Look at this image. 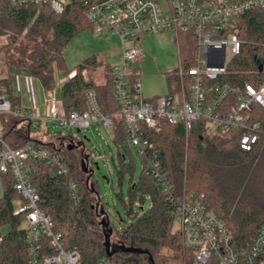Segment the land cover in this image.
<instances>
[{
	"label": "trees",
	"instance_id": "trees-1",
	"mask_svg": "<svg viewBox=\"0 0 264 264\" xmlns=\"http://www.w3.org/2000/svg\"><path fill=\"white\" fill-rule=\"evenodd\" d=\"M85 9L84 3L78 0L71 1L62 14L54 13L48 6H13L0 2V38H7L0 53L4 55L9 73L12 68L23 69L40 81L46 93L54 91L56 74L66 70L63 53L67 44L79 32L96 29L86 20ZM233 31L242 41L241 53L233 58L221 80L238 85L264 86V9L239 16ZM183 36L185 39L181 42ZM178 39L182 62L191 67L196 41L191 34H180ZM100 63L98 55H93L69 72L73 75L59 88L66 112L89 110L86 97L89 90L95 92L103 113L117 112L115 66L106 65L108 82L104 85L96 86L84 79L85 73L99 67ZM11 84L10 76L0 79V85L10 92ZM168 84V93H177V88L173 89L177 85L175 73L169 77ZM2 93L0 89V95L4 96ZM11 97L18 102L13 93ZM235 101L231 98L229 103ZM5 116H0L1 132L4 130L2 137L9 146L55 151L69 167L70 177L53 176L48 165L37 163L31 182L40 195V208L54 222V232L61 235L66 250L80 254L81 264H95L104 256L115 264L187 263L188 251L183 237L174 229L172 204L144 170L134 181V159L127 162L125 155L119 152L118 163L114 162L120 176L126 172L131 174L127 193L116 194L115 201L128 219H121L122 228H117L109 217L81 144L75 145L71 139H67V144L61 137L57 138L59 144L32 140L17 129V124L28 118L12 115L15 121H3ZM254 117L264 124V109L255 108ZM28 129H31L30 122ZM241 135V131L209 133L203 120L188 136L182 126L166 122H161L159 129L146 133L160 152L161 165L176 194L203 196L231 229L238 245L245 244L264 226V146L250 152L243 151L239 147ZM111 137L114 143L129 148L130 136L120 116L114 118ZM1 176L5 190L0 198V264H27L26 235L21 228L23 219L13 214L14 180L9 173ZM70 179L77 184V200L71 196ZM146 193L151 200L147 209ZM4 228H7L6 233Z\"/></svg>",
	"mask_w": 264,
	"mask_h": 264
},
{
	"label": "built area",
	"instance_id": "built-area-1",
	"mask_svg": "<svg viewBox=\"0 0 264 264\" xmlns=\"http://www.w3.org/2000/svg\"><path fill=\"white\" fill-rule=\"evenodd\" d=\"M73 0H0L19 6H48L62 14ZM84 3L85 18L95 28L118 35L122 42V61L115 65L114 92L118 104L115 114H105L93 90L86 93L89 110L66 112L55 92L46 96L45 113L49 120L68 129L83 130L98 123L114 127V118L122 117L129 133V143L142 160L145 175L155 180L172 204L178 231L188 251L186 264H264V226L243 245L235 243L233 233L203 196H178L161 165L160 152L146 133L159 129L161 122L180 125L188 136L199 121L208 130L232 133L241 131V150L250 152L264 146V124L255 119L254 109H264V86L238 85L221 78L227 74L233 58L241 53L242 41L233 31L236 19L253 10L264 9V0H78ZM171 31L177 44L180 34H191L196 41L194 65L186 67L179 54L175 70L177 93L145 98L138 70L134 68L141 50L127 47L144 35ZM230 51V55H228ZM262 67V66H261ZM236 99L234 104L229 103ZM14 115L11 102L0 95V116ZM37 163L51 168L53 176L70 177L61 155L42 148H12L0 131V174L14 180L13 214L23 219L27 264H81L77 251L66 250L61 235L54 232V222L41 208V198L31 177ZM69 190L78 199L77 184L70 179ZM2 236H0V244ZM95 264H115L100 257Z\"/></svg>",
	"mask_w": 264,
	"mask_h": 264
},
{
	"label": "rangeland",
	"instance_id": "rangeland-1",
	"mask_svg": "<svg viewBox=\"0 0 264 264\" xmlns=\"http://www.w3.org/2000/svg\"><path fill=\"white\" fill-rule=\"evenodd\" d=\"M184 39L185 37L183 36L180 38V41L184 42ZM176 41L171 31H165L162 33L146 34L140 41H130L127 43L126 46L128 48L135 45L141 50V54L134 68L139 72V79L143 86V96L145 98H151L155 95L163 96L168 92V79L179 66L178 44ZM6 43L7 38L1 37L0 47L6 45ZM63 55L66 70L56 74H59V85L73 75V73L69 72L76 66L83 63L89 57L98 55L101 62L99 67L88 70L84 75V79L96 86H100L108 82L106 65L110 64L115 66L121 63L122 42L118 35L111 34L104 29H86L79 32L67 44ZM228 55H230V51H228ZM4 60V55L0 53V79H4L10 75ZM0 89L3 92L2 94L11 102L14 112H25L21 103L19 101H14L11 97L13 93L12 88L10 92L4 85H0ZM54 91H56V89ZM48 93H46V96L49 95ZM55 100L61 102L59 91L55 92ZM45 105L46 102L44 101L40 110L41 115L44 114L43 110H45ZM61 106H63L62 102ZM13 116L6 115L3 117V121H15ZM40 116L36 117V119L31 122V129H28V119L23 123H18L17 129H21L30 139L38 142L55 141L59 144L60 142L57 138L61 137L66 139L64 141L67 144V139L73 140L75 145L81 144L80 147L83 148L85 155L88 156L89 167L93 170V178L97 183V188L106 205L109 217L117 228H122L121 219L126 221H128V219L120 204L115 201V198L116 194L121 191L125 194L127 193L131 174L126 172L123 176H120L114 162H116V164L118 163L117 159L119 152L125 155L127 162H131V160L134 159L136 168L133 170V179L136 181L142 174L143 164L134 147L129 143V148L125 149L114 143L111 137L112 129L107 130L98 123H94L90 128L83 129L80 133H77L76 130L63 128L52 121L41 120ZM119 120L120 119L117 118L118 124ZM209 128V133L216 132L214 125ZM1 130L2 123L0 118V131ZM1 133H4V130ZM4 190L5 187L0 174V198L3 197ZM145 197V208L147 209L151 205V200L148 193H146ZM178 227V223L175 222L174 229L178 230ZM21 228H24V225H21ZM3 232L6 233L7 228H4ZM187 258L188 256L186 259Z\"/></svg>",
	"mask_w": 264,
	"mask_h": 264
},
{
	"label": "crops",
	"instance_id": "crops-1",
	"mask_svg": "<svg viewBox=\"0 0 264 264\" xmlns=\"http://www.w3.org/2000/svg\"><path fill=\"white\" fill-rule=\"evenodd\" d=\"M9 74L12 82L11 88L13 95L21 103L22 108L25 110L24 113L28 116H31V118H29V122L31 123L34 119H36V117L41 115L40 110L42 103L46 100V91L38 79L32 77L27 71L23 69L12 68ZM58 75H56V91H59L60 86L63 84L61 83L59 85ZM153 97L157 96L155 95ZM43 111L45 113V110Z\"/></svg>",
	"mask_w": 264,
	"mask_h": 264
},
{
	"label": "water",
	"instance_id": "water-1",
	"mask_svg": "<svg viewBox=\"0 0 264 264\" xmlns=\"http://www.w3.org/2000/svg\"><path fill=\"white\" fill-rule=\"evenodd\" d=\"M261 69H262V67L260 66V70H261ZM76 131H77V133H80V132H81V130H79V129L76 130Z\"/></svg>",
	"mask_w": 264,
	"mask_h": 264
}]
</instances>
